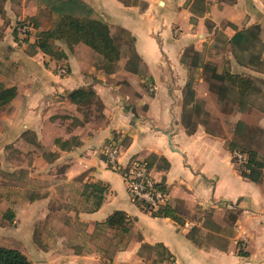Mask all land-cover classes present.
<instances>
[{
    "label": "crops",
    "instance_id": "crops-1",
    "mask_svg": "<svg viewBox=\"0 0 264 264\" xmlns=\"http://www.w3.org/2000/svg\"><path fill=\"white\" fill-rule=\"evenodd\" d=\"M81 1L113 36L125 31L133 39L130 57L121 49L112 74L104 71L103 58L81 43L69 47L54 42L53 47L66 54L61 61L34 51L35 37L28 42L16 37L17 25L36 19L38 31H47L56 16L36 0H0V83L17 90L13 102L0 111L7 113L0 122V163L8 174L20 171L22 178L35 175L50 181L43 191L25 189L23 193L33 194L28 199L4 201L15 215L6 238L24 242L31 256L19 251L32 264H153L155 253L143 246L160 244L174 264H264V171L259 182L244 178L227 147L228 142L243 145L251 128L264 131V110L236 101L230 114L222 113L211 90L213 81L199 69L197 99L201 90V99L215 98L218 115L236 114L232 133L228 141L226 135L199 124L189 135L182 124L190 74L182 58L189 48L203 55L206 48L224 46L232 73L264 86V66L259 70L240 65L230 47L218 42L253 27H260L264 40V0H136L131 6L119 0ZM42 12L49 14L51 23L40 20ZM132 50L140 58L139 74L128 68ZM81 89H92L101 101L96 115L93 109L84 114L70 101L69 94ZM114 135L120 136L122 166L152 155L169 162L167 172L154 167L150 174L158 185L165 180V205L178 211L183 225L155 217L131 201L123 177L105 160ZM121 137L129 143L123 145ZM17 159L19 167L13 163ZM96 184L107 193L101 207L91 211L90 186ZM118 211L132 221L129 235L96 228ZM51 215L69 229L76 222L83 224L93 238L99 231L120 235L127 246L108 259L102 251H77L65 243L70 235L62 233L53 235L57 242L41 249L33 242L35 225ZM192 229L199 244L189 237Z\"/></svg>",
    "mask_w": 264,
    "mask_h": 264
},
{
    "label": "trees",
    "instance_id": "trees-1",
    "mask_svg": "<svg viewBox=\"0 0 264 264\" xmlns=\"http://www.w3.org/2000/svg\"><path fill=\"white\" fill-rule=\"evenodd\" d=\"M39 4L45 6V8L56 16L53 21L52 28L47 31L39 32V22L36 19H27L20 22L15 29V36L22 37L25 42H28L31 36L35 37V44L31 46L34 51L39 50L42 53L50 56L51 58L61 61L67 59L66 54L61 50H56L53 47L54 42L66 43L69 47L77 44H84L93 50L95 53L103 58V69L107 74H112L116 71L118 62L121 58V46L118 44L124 37L128 43L133 42L130 35L122 31L120 39L111 34L109 26L101 20L93 18L92 9L83 3L81 0H36ZM125 6H131L137 3L136 0H119ZM25 26H31L35 32H26L25 37L22 35V30ZM233 27V26H231ZM260 27H253L244 31H236L232 38L224 40L218 39L220 45L229 46L231 53L236 61L246 67L261 70L264 66V40L261 38ZM123 35V36H122ZM224 46H221L223 50ZM182 64L189 68V81L184 89V109L182 124L185 127L187 133L193 134L196 132L197 127L201 122L194 120L195 115L200 116L202 113V104L196 97L194 91V77L192 72L195 70L203 69L205 74H208L211 82V90L214 91L222 104L224 102L233 101L236 103L251 104L250 99L254 95H258L261 90L258 88L256 81L238 75L233 74L231 69L227 66L223 68V72L220 73L218 65L211 62H204V57L201 53L197 52L193 48H189L185 51L182 58ZM140 58L132 50L131 62L128 65L130 71L139 74ZM17 96L16 88H6L0 83V111L13 102ZM235 98V100H234ZM70 101L78 105L80 109L86 108V111L92 113V107L102 110L101 101L97 98L92 89H81L69 94ZM255 106L252 105L251 108ZM250 134V136L248 135ZM258 136L264 137V131L259 128L247 130L246 138L250 137L249 142L255 143ZM123 145L129 143V138L121 137ZM120 136L114 135L113 139L108 142V145L118 142ZM58 143V142H57ZM263 148L251 149L246 145H238L235 142H228L227 147L233 154L238 152L245 155L246 162L239 169L242 170V175L246 179H250L253 182L261 181L264 171V139L259 143ZM259 145V146H260ZM106 160V157H105ZM234 163L237 164L235 157H233ZM144 163L149 169L157 168L160 171L167 172L170 169V164L164 158L156 155L150 156L144 160ZM93 188L92 197L94 199V205L91 211H97L104 202L107 189L101 184L90 186ZM159 189L163 193H167L165 180L158 185ZM152 215L158 218H168L183 225V220L180 218L178 211L171 206H162L159 210L151 212ZM10 223H13L15 215L12 211L7 212L4 217ZM237 217H233L235 222ZM97 229H108L123 234L129 235L132 229V221L127 217L124 212H115L111 215L107 221L103 224H97ZM189 237L197 244V230L192 229ZM127 244H124L125 248ZM145 249L155 253L156 259L153 264H174L173 256L163 245L143 246ZM242 257H248L247 253L240 252ZM0 264H32L28 257L19 250L0 247Z\"/></svg>",
    "mask_w": 264,
    "mask_h": 264
},
{
    "label": "rangeland",
    "instance_id": "rangeland-1",
    "mask_svg": "<svg viewBox=\"0 0 264 264\" xmlns=\"http://www.w3.org/2000/svg\"><path fill=\"white\" fill-rule=\"evenodd\" d=\"M40 20L42 22H52V19L50 18L49 14L47 12H42L40 14ZM24 22V21H21ZM120 31L115 32V35L117 37L120 36ZM123 36V35H122ZM118 44L122 47V53L125 55H128L130 57L131 52V43H128L126 39H123L118 42ZM204 61L211 62L215 65H218V70L220 73L223 72V68L225 67L226 60H228L229 55L227 52H224L223 50H215L214 48H206L203 52ZM192 76L195 78L194 81V87L197 86L196 79L197 77L201 76L200 71H194L192 73ZM259 88H262V95H256L253 96L251 101V106L254 105L255 107L259 109L264 110V86L261 84H257ZM200 90L199 95L202 98L203 93ZM201 100L200 102L202 104V113L200 116H196L194 120H198V122H201L202 125H206L211 128V132L223 134L228 137L231 136V126L234 124V120L236 119V114L229 115V117H225L222 114L218 115V110L215 108V98L214 97H207V100ZM235 100V98H234ZM205 103V104H204ZM233 101L230 102H224L220 103L221 112L224 114H230L228 113L231 106L233 105ZM209 110L210 115L205 111ZM94 111H96V107L92 108ZM82 112L84 114L87 113L86 108L82 109ZM7 113L0 112V122H2L3 117ZM96 115V113H94ZM209 128V129H210ZM254 129V128H251ZM250 136V134H248ZM250 137L246 138L243 142V145H246L250 147L251 149H262L263 147L259 144L260 141L264 139L263 136H258L257 141L255 143L249 142ZM260 145V146H259ZM264 152V150H263ZM15 164V167H19V160H15L13 162ZM61 166H57L59 168ZM6 168L3 167V163H0V247L15 249V250H24L25 253L29 254L31 256L30 250H28L27 247H25L24 242H19L18 240L14 239H7V233L9 232V229H11L14 225L13 223H10L5 219V215L7 212L11 211V209H7L6 206H4V201L6 200H15V201H21L25 199H28L32 193H23L25 189L27 190H35L36 188L39 190H44L46 188V185H49L48 180L46 179H39L38 177L35 178V175L32 178H22L21 172L16 171L13 175L10 173L8 174V171H5ZM21 189V191H20ZM72 194V193H71ZM33 195V194H32ZM5 199V200H4ZM59 222L54 219V215H51L47 220L43 222H39L35 225V237L33 242L35 245L41 249H47L49 248L53 243L57 242L55 241L54 234H62L65 233L67 236L70 235L69 241H65V243H70L73 245V247L77 248V251H89V250H97L105 252L106 257L109 259L111 256L116 252L117 249H122L125 244V238L113 236L111 233H107V231L104 233L102 231L97 232L93 238L91 235L87 233L86 227L76 222L71 229L67 228V226L59 225ZM17 226V225H16ZM20 227V226H19ZM77 235L76 240H74V237ZM80 237V239H78ZM33 259V258H32ZM33 261H36L33 259Z\"/></svg>",
    "mask_w": 264,
    "mask_h": 264
},
{
    "label": "built area",
    "instance_id": "built-area-1",
    "mask_svg": "<svg viewBox=\"0 0 264 264\" xmlns=\"http://www.w3.org/2000/svg\"><path fill=\"white\" fill-rule=\"evenodd\" d=\"M26 32L34 33L35 30L31 26H25L22 30L24 37ZM120 150L121 143L119 141L108 145L106 163L109 169L123 177L131 201L149 212L157 211L165 206L166 194L159 189L144 161L135 159L131 160L127 166H122L120 163ZM234 157L240 166L246 162L245 155L238 152L234 154Z\"/></svg>",
    "mask_w": 264,
    "mask_h": 264
}]
</instances>
